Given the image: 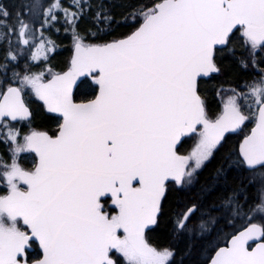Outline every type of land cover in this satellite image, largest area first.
<instances>
[{"label": "snow or ice", "instance_id": "1", "mask_svg": "<svg viewBox=\"0 0 264 264\" xmlns=\"http://www.w3.org/2000/svg\"><path fill=\"white\" fill-rule=\"evenodd\" d=\"M76 6L82 8L78 0ZM24 7L13 17L0 5V41L8 44L0 64V134L11 142V162L0 160L7 188L0 195V264H170L173 251L153 246L146 232L158 223L168 188L193 185L226 133L246 122L254 126L226 163L253 174L264 169V68L245 82L246 91L230 89L214 117L200 92V79L220 71L216 53L234 30L251 66L264 64V0H155L131 13L133 30L123 38L85 43L74 30L66 71L36 72L26 61L9 78L10 64L25 51L30 61H47L55 44L44 32L58 11L68 23L76 19L59 0ZM82 85L89 93L77 102L74 87ZM28 94L61 118L55 132L30 128L21 138L16 123L29 121ZM183 137L196 140L187 155L177 147ZM22 153L34 154L31 167L19 162ZM261 181L254 206L240 184L220 197L217 214L246 223L205 264H264V172ZM226 182L221 166L205 191ZM209 211L191 203L176 215L174 231L194 232L190 222L200 213L198 234L208 232Z\"/></svg>", "mask_w": 264, "mask_h": 264}, {"label": "trees", "instance_id": "2", "mask_svg": "<svg viewBox=\"0 0 264 264\" xmlns=\"http://www.w3.org/2000/svg\"><path fill=\"white\" fill-rule=\"evenodd\" d=\"M155 0H78L82 8H78L77 0H59L63 8L68 9L69 14L76 13V19L73 23L65 20V13L58 11L59 20L53 22L54 26L46 29L44 34L54 44L55 48L48 54L47 61H30V53L25 52L19 56L18 62L10 64L7 70V76L11 77L13 67L17 71H24L25 62L31 65V70L39 72L51 68L53 72L64 71L68 66L71 54V44L75 32L80 36H84L85 43H104L119 39L133 30V17L131 13L148 5ZM29 0H0V5L6 7L13 17L17 11L26 12L24 7ZM54 2V0H45V3ZM99 14V19H97ZM111 19L105 21L104 17ZM239 32L235 31L231 43L222 51L216 53V62L220 69L218 75H214L207 80H200V92L206 101L207 111L210 116L216 114L219 109L216 93L219 88H235L237 90L244 89L245 82H251L254 78H258L261 74L260 69L264 68V64H258L257 67L251 66L248 54L242 50L237 42ZM15 43V41L13 40ZM8 44L6 41H0V64L5 63ZM231 50V51H230ZM264 57L260 53L258 59ZM245 59L248 67L242 66L241 59ZM5 79L4 71H0V82ZM85 80V79H84ZM87 83L91 80L88 78ZM89 89L87 85H82L79 90H75V98L77 102L87 98ZM26 99L31 111L30 122H20L25 132L29 129L55 132L58 125V117L48 115L43 111V107L37 99ZM18 124H16L18 126ZM16 126V127H17ZM251 124L246 125L240 133L236 135H228L223 141V147L215 152L210 162H206V166L199 171L194 186L189 191H184L170 186L167 190L166 198L163 200V211L159 215L158 223L155 228L148 232L149 242L156 247H169L173 251V258L170 264H205L214 250L219 246L221 235L224 233H234L241 229L246 221L240 217H234L233 222L229 223L227 219L220 217L215 211L221 204L220 197L226 192H230L233 187L240 184L244 188V195L249 196V203L255 200V190L251 184H247L248 171H237L229 167L226 163L228 154L235 148L238 150L242 133L247 134ZM24 132V133H25ZM21 131V134H24ZM179 153L184 154L190 149L189 140H184L179 146ZM29 158H33L29 154ZM10 155L7 150V144L3 142V136L0 137V160L10 162ZM22 166L31 167V163L26 159ZM223 166L227 171V182L214 185L211 191H205L208 185L213 183L216 176V169ZM6 194L4 187H0V195ZM191 203L201 204L210 211L204 216L208 222L209 233L198 234V223L200 213L193 217L190 227L195 231L192 233L178 234L174 231V221L178 213L186 210ZM216 217L217 223L210 222L209 217ZM224 222V223H223ZM209 233V234H208ZM32 255L38 252L37 247L30 249Z\"/></svg>", "mask_w": 264, "mask_h": 264}, {"label": "rangeland", "instance_id": "3", "mask_svg": "<svg viewBox=\"0 0 264 264\" xmlns=\"http://www.w3.org/2000/svg\"><path fill=\"white\" fill-rule=\"evenodd\" d=\"M155 1H152V2H150L148 5L149 6H151L153 3H154ZM74 41V39H72V42ZM240 47V46H239ZM241 48V47H240ZM242 49V48H241ZM243 50V49H242ZM25 53L27 54H29L30 53V55H31V50H28V51H25ZM50 53V52H49ZM48 53V54H49ZM47 54V55H48ZM262 55H263V53H261ZM258 55L260 56V53H258ZM45 74L47 75V72H45ZM230 89H233V88H219V90L217 91V93H216V98H217V100H218V104H219V108L221 107V105H222V99H224V98H226V93H229L230 94V92H229V90ZM26 98L27 99H30V100H32V99H37L34 95H31V94H28V95H26ZM38 100V99H37ZM219 110V109H218ZM17 126V125H16ZM18 128H20L21 130H22V132L24 133L26 130L24 129V127L22 126V125H20V124H18V126H17ZM38 131H41V130H38ZM3 132L4 133H6L7 132V129H4L3 130ZM1 135L2 134H0V137H1ZM245 134H243L242 133V136H244ZM3 136V135H2ZM22 136H23V134H21V138H22ZM187 140H189V143H190V150H189V152L191 151V149L195 146V142H196V140H195V138L194 137H191V138H189V139H187ZM10 146H11V142H9L8 144H7V150H8V152H9V155H10V157H11V153H10V151H9V149H10ZM30 153H22V154H20V157H19V162L22 164L26 159H28L29 161H30V163L32 164V160H33V158H29V155ZM32 157H33V155H32ZM10 159V158H9ZM10 162H11V159H10ZM9 162V163H10ZM263 171L262 170H259L258 171V173H260V174H258L257 175V177H259V176H261V173H262ZM194 184H195V182L193 183V185H191V186H189L188 188H192L193 186H194ZM0 187H4L5 188V190H6V192H7V188H6V185L4 184V183H2V182H0ZM174 187V186H173ZM188 188H185V189H181V190H184V191H187V189ZM243 220H245L246 221V219L245 218H243ZM114 258H119L118 257V254H116V256L114 257Z\"/></svg>", "mask_w": 264, "mask_h": 264}, {"label": "flooded vegetation", "instance_id": "4", "mask_svg": "<svg viewBox=\"0 0 264 264\" xmlns=\"http://www.w3.org/2000/svg\"><path fill=\"white\" fill-rule=\"evenodd\" d=\"M235 31H237V30H235ZM240 35V34H239ZM75 93V92H74ZM59 119V118H58ZM248 124H251L252 126L251 127H253V123L252 122H246V125H248ZM245 126H242V129L244 128ZM251 127L248 129V132H247V134L249 133V131H250V129H251ZM241 129V130H242ZM241 130L238 132V133H240L241 132ZM238 133H236V134H238ZM236 134H234V135H236ZM244 137V136H243ZM242 137V138H243ZM242 138H241V140H242ZM187 140V139H186ZM183 142V141H182ZM222 143H223V141H222ZM180 146V145H179ZM179 148V147H178ZM190 150V149H189ZM189 150L186 152V153H184V154H182V155H187L188 153H189ZM179 154H181V153H179ZM258 171L259 170H257V172L256 173H250V172H248V175H247V177H248V179H249V182L247 183V184H251L253 187H254V190H255V200L254 201H252L251 203H249L248 201H249V196H247V195H245L246 196V198H247V202H248V204L249 205H253L254 206V204H255V202L258 200V195H259V189H260V187H261V176H259V177H257V175L258 174H260V173H258ZM262 171L264 172V169H262ZM175 187V186H174ZM176 188V187H175ZM177 189H179V188H177ZM191 188H188L187 189V191H189ZM241 219H243L242 217H240ZM246 219V218H245ZM224 223V222H223ZM242 229V228H241ZM241 229H239V230H241ZM211 231H209V233H210ZM208 233V234H209ZM231 234H233V233H224V234H222L221 236V241H220V244H219V246L218 247H223V246H226V243H227V240L228 239H230L231 238ZM254 246V245H253ZM217 247V248H218ZM216 248V249H217ZM215 249V250H216ZM215 250H214V252L212 253V255H214V253H215Z\"/></svg>", "mask_w": 264, "mask_h": 264}, {"label": "water", "instance_id": "5", "mask_svg": "<svg viewBox=\"0 0 264 264\" xmlns=\"http://www.w3.org/2000/svg\"><path fill=\"white\" fill-rule=\"evenodd\" d=\"M234 32H235V30H234ZM123 38V37H122ZM109 42H111V41H109ZM74 43L75 42H73L72 44H71V54H70V58H69V61H68V66H67V68L69 67V65H70V62H71V58H72V56H73V54H74ZM67 68L64 70V71H66L67 70ZM61 72H63V71H61ZM219 74V72L218 73H213V74H210V76L209 77H204V78H201L200 80H207V79H209L210 77H212V76H214V75H218ZM84 79H87L86 77H81L80 78V80H84ZM77 83L79 84L80 83V81L78 80L77 81ZM75 90H76V88L74 87V92H75ZM39 101V100H38ZM39 103L41 104V106L43 107V111L46 113V114H48V115H52V116H56V117H58V118H60L59 116H58V114H56V113H49V112H47V110L44 108V106H43V102L42 101H39ZM31 116H32V114H31ZM31 116H30V118H29V121H30V119H31ZM61 119V118H60ZM29 121H23V122H29ZM18 123H20V122H18ZM18 123H16V124H18ZM254 126V125H253ZM251 130V129H250ZM240 130H237V132H233V133H226V136H228V135H234V134H236V133H238ZM250 132V131H249ZM189 138H191V137H183L182 138V141H184V140H186V139H189ZM243 139V138H242ZM182 143V142H181ZM180 143V144H181ZM180 144H178V146L177 147H179V145ZM33 156H34V154H32ZM155 226L156 225H154V226H151V230L152 229H154L155 228ZM150 230V231H151ZM146 232H147V234H148V230H146ZM251 243V242H250ZM37 247V249H38V245L36 246ZM38 251H39V249H38Z\"/></svg>", "mask_w": 264, "mask_h": 264}, {"label": "bare ground", "instance_id": "6", "mask_svg": "<svg viewBox=\"0 0 264 264\" xmlns=\"http://www.w3.org/2000/svg\"><path fill=\"white\" fill-rule=\"evenodd\" d=\"M262 182V181H261Z\"/></svg>", "mask_w": 264, "mask_h": 264}]
</instances>
